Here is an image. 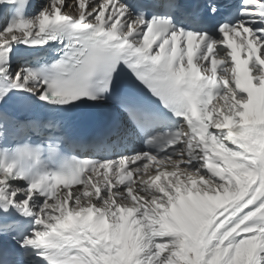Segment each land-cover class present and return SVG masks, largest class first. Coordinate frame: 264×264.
Segmentation results:
<instances>
[{"label": "snow or ice", "instance_id": "1", "mask_svg": "<svg viewBox=\"0 0 264 264\" xmlns=\"http://www.w3.org/2000/svg\"><path fill=\"white\" fill-rule=\"evenodd\" d=\"M9 137L0 264H264V0H46L0 31Z\"/></svg>", "mask_w": 264, "mask_h": 264}, {"label": "bare ground", "instance_id": "2", "mask_svg": "<svg viewBox=\"0 0 264 264\" xmlns=\"http://www.w3.org/2000/svg\"><path fill=\"white\" fill-rule=\"evenodd\" d=\"M46 2V0H36V6H35V9H38V11L40 10V8L43 6V4ZM85 2V5H86V8H87V0H84ZM67 3H77V0H65V5H67ZM59 6V5H58ZM37 11V12H38ZM37 12H32V14L25 18V19H28V18H32V17H35ZM76 15H78V12L76 13ZM9 25V24H8ZM7 24H5L4 22V19H1L0 20V31H3L4 28H6L8 26ZM155 165V164H154ZM161 170H163V166H161ZM149 171H153L154 172V168L150 167ZM92 175V182L93 183H97L98 186L100 187H103L104 186V178L101 177V176H96L94 174H91ZM174 178L172 177H169L167 179H164L162 178V180L159 182L161 184L163 183H169L173 180ZM134 180H137L138 181V177L136 176ZM76 190V189H75ZM74 190V191H75ZM62 192H67L65 190H59L57 191V195H60ZM51 203V202H50ZM70 206H71V202H70ZM58 214V213H57ZM32 256H33V259H32V262H35L39 257L35 254V253H32Z\"/></svg>", "mask_w": 264, "mask_h": 264}]
</instances>
